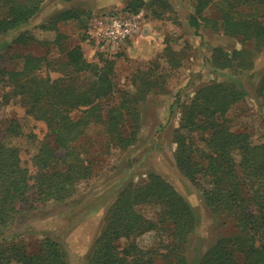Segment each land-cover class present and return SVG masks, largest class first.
<instances>
[{"label":"trees","instance_id":"trees-1","mask_svg":"<svg viewBox=\"0 0 264 264\" xmlns=\"http://www.w3.org/2000/svg\"><path fill=\"white\" fill-rule=\"evenodd\" d=\"M41 4V0H0V37L20 32L15 46L38 43L21 31L40 13ZM212 5L218 17L207 18L203 14ZM144 7L156 18L170 9L164 0H130L126 12L138 15ZM195 15L189 24L196 30L202 22L215 33L264 47V0H196ZM80 18V13L69 10L42 29L56 31L60 22ZM63 38L59 35L54 41L60 49ZM62 54L64 73L56 79L42 75L49 66L44 57H20V70L0 67V87L11 89L4 103L11 98L25 101L26 114L44 123L49 135L31 157L32 170L22 166L16 149L0 140V264H69L65 248L57 241L45 237L29 253L15 242L17 235L11 241L9 236L37 206L64 203L80 183L92 179L94 163L82 145L91 124L102 125L109 146L127 151L138 141L141 105L166 84L154 63L136 73L132 91H123L120 103L109 105L113 94L120 93L115 90L109 55L102 53L98 63L91 64L81 46ZM239 54L216 49L213 60L226 70L234 67ZM167 55L169 64L179 62L177 53L167 51ZM260 94H264V75ZM244 99L245 93L236 86L212 82L186 103L176 96L170 107L173 111L177 105L180 114L173 136L178 170L198 190L212 216L234 226L233 234L219 239L198 264H264V139L254 143L247 132H234L229 119L232 108ZM75 113L81 115L76 119ZM5 133L14 138L22 134L15 121ZM59 151L64 152L61 158ZM143 207L156 209L151 218L139 211ZM105 223L86 264H189L187 244L198 221L185 198L159 174H150L139 186L126 187L108 210ZM150 233L156 235L158 245L140 247L137 239Z\"/></svg>","mask_w":264,"mask_h":264},{"label":"rangeland","instance_id":"rangeland-1","mask_svg":"<svg viewBox=\"0 0 264 264\" xmlns=\"http://www.w3.org/2000/svg\"><path fill=\"white\" fill-rule=\"evenodd\" d=\"M41 1L40 13L21 31L28 32L38 43L15 46L14 41L20 32L0 37V67L20 70V57H44L45 66H49L42 69V75L56 79L64 73L65 57L62 53L76 46L82 47L87 62L97 64L101 54L106 52L92 36L94 23L105 15H130L126 12L130 0ZM164 1L170 9L164 10L160 18H156L155 13L145 7L138 15H133L140 17L141 32L117 53L108 54L114 63L115 90L120 92L113 94L109 105L120 103L123 91H132L131 79L139 70L158 65L159 73L166 77L164 89L149 95L141 105L142 126L137 144L127 151L112 148L102 125L91 124L82 139V145L94 163V175L88 182L80 183L76 193L66 202L39 205L25 219H20L9 241L17 235L15 242L27 252L32 253L37 249V244L48 237L65 248L69 264H86L95 241L105 227L107 212L119 194L129 185L145 183L152 173L166 178L195 213L198 224L186 250L189 264H198L219 239L233 234V224L224 218L212 216L198 190L177 168L173 136L179 125L180 114L177 105L173 111L170 107L176 96L181 104L186 103L199 89L212 82L232 84L245 93V99L230 111V126L234 132L250 134L254 143L261 142L264 139V94H260L264 75V47L258 49L253 43H242L237 38L215 33L202 22L199 30L191 27L190 17L197 16L196 0ZM69 10L80 13V20L60 22L56 31L42 29L57 14ZM203 15L215 18L218 17V11L212 5ZM59 35L65 37L61 42L62 49L54 44ZM216 49L228 54L240 51L234 67L219 69L213 60ZM167 51L178 54L177 64H169ZM10 91V87L1 85L0 140L16 149L22 166L32 170L31 157L39 143L49 137L48 130L44 123L26 114L25 101L11 98L8 103H4V96ZM80 115L75 113L74 117L77 119ZM11 121L20 125L22 134L18 138L5 133ZM31 136L35 139H31ZM63 155V151L58 152L59 158ZM155 210L143 207L139 211L151 218ZM137 243L143 248H153L158 245V239L154 233H150L138 238Z\"/></svg>","mask_w":264,"mask_h":264},{"label":"built area","instance_id":"built-area-1","mask_svg":"<svg viewBox=\"0 0 264 264\" xmlns=\"http://www.w3.org/2000/svg\"><path fill=\"white\" fill-rule=\"evenodd\" d=\"M139 16L105 15L93 26L92 36L107 54H115L141 32ZM110 56V55H109Z\"/></svg>","mask_w":264,"mask_h":264}]
</instances>
